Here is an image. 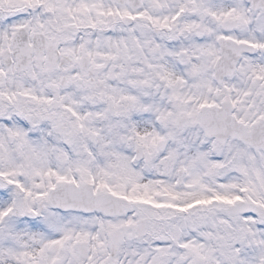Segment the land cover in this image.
I'll use <instances>...</instances> for the list:
<instances>
[{"label":"snow or ice","instance_id":"6c2138e0","mask_svg":"<svg viewBox=\"0 0 264 264\" xmlns=\"http://www.w3.org/2000/svg\"><path fill=\"white\" fill-rule=\"evenodd\" d=\"M0 264H264V0H0Z\"/></svg>","mask_w":264,"mask_h":264}]
</instances>
